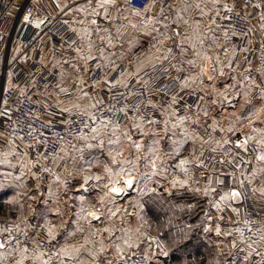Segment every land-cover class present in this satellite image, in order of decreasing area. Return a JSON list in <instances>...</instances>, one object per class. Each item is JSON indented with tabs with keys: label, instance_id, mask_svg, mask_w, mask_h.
Segmentation results:
<instances>
[{
	"label": "snow or ice",
	"instance_id": "obj_1",
	"mask_svg": "<svg viewBox=\"0 0 264 264\" xmlns=\"http://www.w3.org/2000/svg\"><path fill=\"white\" fill-rule=\"evenodd\" d=\"M211 5L209 7L208 5ZM57 8L60 12L65 15H72L73 13H81L84 19L76 21L81 25H91L95 26V31L99 33V25L97 23V17L102 16L105 21L111 23L112 17L110 16V11L116 9V20L121 18V13H130L131 16L141 18V24L133 23L129 18V15H124L123 19L128 21L127 25H117L115 29V38L110 30H105V34L100 36L102 43H106L108 49H114L120 43L121 38L124 35V29L126 27H131L132 29H137L143 33L145 37H152L155 43L151 44L149 55L138 56L133 71L121 70L119 75L115 79H109L107 74L101 80L95 81L92 87L96 85H104L108 92L111 93L112 89L119 87L124 89L121 95L125 96L127 100L126 92L130 87V81L135 78L136 84L141 85L145 90H147L150 80L143 78V74H147L150 69H155L158 66H163L165 62H170L174 59L173 48L169 46V43L175 44L180 54L183 56L187 52L191 51L193 54L192 59H188L186 62L190 69H196V74H190L186 78L180 81V91H184L191 84H195L198 81L202 84L201 79L206 73L207 68L205 67L206 62L212 63V74L208 75V81L212 82L217 79V77H223L226 75L225 68L229 70V75L231 80L240 85L241 81L237 80L235 75L232 73L237 72L240 68V64L236 63L233 66V61L236 57V51H232L230 56L227 51L224 53V61L222 62L219 56L213 57L208 54L211 51V47L206 48V41L211 40L213 44L216 43L217 37L215 31L217 29H222L224 27L223 21H230L231 16L228 13L233 11L232 7L228 4H221V0H201V2H196L194 4L185 3L183 6L174 7L169 5V8H173L176 12L174 18L169 19L165 14L163 8H161L159 16L148 17L147 13L150 12L154 7L155 3L147 5L143 10L135 8H121L118 4V0H96L95 5H93V0H86L83 4H78L75 7L70 8L68 3L61 4L59 0L56 2ZM252 7L260 10L259 19L264 21V0H258L252 4ZM196 9L199 12L200 19L192 20L190 16L185 14L190 11V9ZM68 10V11H66ZM224 13V15L221 14ZM91 17V19H88ZM161 17L163 19H161ZM205 17H211V19L204 23ZM25 23L32 25L37 30H42V26L46 23L45 19H33L32 13L29 11L23 16ZM68 23V21H64ZM159 25V27H158ZM161 27L164 31H161ZM73 33L79 36L82 42H86L84 47L76 48L77 57L83 61V66L88 67L90 61L96 60L97 55L94 52V42L91 39L93 35V30L89 27H82L77 29L75 27L71 28ZM245 33H237L235 30L231 31V36L244 35ZM223 37L225 40L229 39V31H223ZM135 43V40L132 41ZM250 43V41H249ZM122 46V45H121ZM247 48L241 49V51H247ZM99 52V59L101 63L96 64L97 68L101 67H111L113 72H116L120 66L113 59L115 52L108 53L104 47L97 49ZM43 64V58L41 59ZM60 62H57L59 64ZM68 63V61H65ZM218 66V67H217ZM56 67V65H54ZM177 73L183 71L180 65H173ZM79 71V69H77ZM168 71V69H165ZM245 72L251 73V67L244 69ZM60 82L56 85L57 91V108L61 114L67 113L69 118L62 120L61 122L66 128H71L74 121L71 119L73 114V109L78 110V114L87 117L89 123L83 125V127L88 128L91 135H85L83 132L80 133L79 139L84 142L83 147H75L74 151L83 154L85 148L93 149L98 148L103 152L107 144L108 147V157L110 158V163H105L99 159L94 158L93 160L85 161L84 165L80 168L69 170L64 169L65 175L62 176L53 171L52 168L46 167L40 164L42 172L49 174L53 177L52 182L48 185L47 196L48 200L41 201L42 207L33 209L36 212L37 217L43 221L42 230L46 233L48 248H45L39 241H33L32 246L29 247L28 244V231L27 222L25 219L21 218L20 222L13 223L10 226H0V264H6L7 261H11V264H199L198 260L194 259V253L192 249L196 246L195 235L197 231H202L203 233H210L215 231L216 236L221 235H232V232L222 233L219 224L212 225V217L205 213L204 218L200 223H187L183 226L175 225V231L169 232L167 236L160 231L159 236H151L147 232L142 231L140 227L136 228H120L116 229L111 225H105L104 222V211L103 209H98L95 206L90 208H85V196L83 193L88 192V185L92 182L95 183L96 187H103L108 191L104 193V196L100 198L101 203H104L109 197L117 199L127 195L128 191L135 190L137 192V203L136 207L140 210L141 215L139 219L144 220V215L151 208L147 207V201L141 203L143 197H151L154 199H162L163 193L159 192L156 187H150L151 183H154L153 177L165 176L167 178V167L166 160L163 156H176L181 157V149L189 141L193 144L199 142L201 145V151L196 154L195 151L191 154V158H179L178 163L175 165L176 168L180 170L183 176L172 175L169 180V186L165 187L160 185V188H164L167 196L171 197L176 193L182 194H192L194 196H203L208 198L211 206L215 207L217 212H222L224 207H231L232 212L236 213L237 216L240 215V210L238 207H232L233 202L236 204H242L245 199L244 193L241 189L244 188L245 182L248 185H252L251 192L259 193L261 197H264V184L257 187L255 186V179L257 175L264 178V86L257 84L251 76H243L244 86L237 91L233 85L225 86L223 91L215 89L217 99L212 101V103H218L221 107L228 106L233 109L229 112L226 117L228 124L226 127H220V120L218 117L213 118V122L210 125L212 132L217 131L221 133L235 134L242 133L241 138L232 141L228 136L223 137L221 140H215L213 136H210L207 140L203 137L196 135L195 131L190 130L189 121L191 124H198L197 119H193L190 116H177L175 112L174 105L177 104L176 96L173 95L170 100V104L167 109H165V116L163 120L157 117H144L140 115L139 117H130L132 124L130 128H122L119 123H114L112 119H100L96 115V110L100 104L103 103V98L93 99L87 91L82 87H77V92L82 93L83 96L78 95V99L87 98V104L73 103L71 105H63V102L59 100L60 92H67L69 89L63 86L64 76L63 72L60 74ZM78 85H84L85 81L82 76L77 78ZM77 83V81H74ZM8 86L11 89L12 85V74H8ZM33 86L34 83H33ZM134 87V85H133ZM259 88V104H254L253 90ZM23 94V93H22ZM135 95V93H133ZM110 98V97H109ZM199 99L203 100L204 97L201 96ZM5 109L7 108V100L3 101ZM152 108H156L157 105L149 102ZM239 105L240 109H244L245 106L248 107L247 112L241 113L236 111V106ZM47 107V105L45 106ZM112 108H116L115 105ZM112 108L106 109L107 111H112ZM198 112L203 113L205 118L208 117L209 112L207 108L200 109L197 105ZM134 111L139 112V108ZM124 113L125 116L128 114L127 106L116 108L115 115ZM0 114H7L0 113ZM49 115H53L49 113ZM176 117L173 121L171 117ZM37 119L39 117L37 116ZM163 125L161 131L152 130L149 133L146 130L148 125L155 126L157 124ZM49 127H54L55 125L48 122ZM31 127V126H30ZM248 129L245 133L244 129ZM132 129L139 132L141 137L148 136L151 134L154 139L151 144L145 150V144L143 139H135L132 134ZM179 130V133L178 131ZM22 131L18 127L13 128L9 139V147L6 151H0V165H5L9 169H14L16 164L13 163V158H16L20 165L21 174L19 176L14 175L12 172H4L3 180L0 182V189H7L11 187H20L21 185L15 183L16 181H21L25 174L33 176L38 182L41 180V176L32 172V168L42 160L46 159L40 153H37L35 161L29 158L28 149L33 148L34 145L26 143L24 136L15 135V133ZM38 129H33L29 132L30 136L36 140L37 145L44 146L43 151H47L46 140L39 139L34 136ZM43 136V132H40ZM68 136H72V132L68 131ZM179 137V138H178ZM162 138H169L172 147L170 152H164L161 147ZM19 140L23 145L25 151L20 152L18 150L19 145L16 141ZM96 141V143H92ZM60 143L62 147L60 148V153L63 156L69 155L68 141L63 137L60 138ZM215 143V147H211L210 151L215 153L217 151H222L225 146H230V151L239 149L240 152L244 154L255 153L254 159L256 161V166L252 169L250 173L244 170L243 166L245 164H252L251 159H245L240 153L236 155L240 156L239 165L234 164V157L228 159L227 163L233 165L234 168L238 167L240 169L239 177L235 170L231 172L222 173L223 176L230 178L231 182L237 187H231L228 191H223L219 195L218 199L214 197L213 194L217 192V187L213 185L212 178H209L207 184L201 188L198 182H193V172L192 167L204 168L205 164L202 159L204 155L203 147L204 145H212ZM129 149L134 150L136 153L133 159L130 156L125 155ZM143 153V155H141ZM63 156H54L53 162L58 167L56 162L63 159ZM214 158V157H213ZM144 160L145 168L147 171L142 174L139 171L140 161ZM222 164L223 160L220 161ZM112 165L118 166L117 168L112 167ZM94 168L102 169V174L100 172L93 173ZM27 170V172H25ZM91 173V174H90ZM79 175L81 181L79 188L76 191L81 192L77 197L80 201L81 208L74 215L76 217V230L68 232L65 235L64 242L59 243L58 236L60 230L64 228V222L61 221L59 224H54L51 219H47L49 214H53L57 217L61 216V211L59 208L60 197L59 189L63 188L65 193L68 192L70 185L68 182V177ZM138 178L145 179L143 184V189H141L138 184ZM103 182V183H102ZM225 183L224 179L216 178L217 185H223ZM55 185V189L53 188ZM39 183H37V190H39ZM4 196H8L7 191L3 192ZM30 200H37V196L33 195L29 197ZM49 201L54 202L49 204ZM17 200L13 197L8 201L9 204L16 203ZM31 208V205H29ZM196 207L195 204L187 203L170 205V208L174 210H179L181 212L187 210H193ZM119 208L113 207L110 212V217H118ZM90 218V219H89ZM218 219H223L222 216ZM87 221L89 225V231L84 236L82 242L69 243L68 237H73L77 232H83L80 227V221ZM93 221L98 224L105 225L103 227H95ZM21 223L25 224V227H21ZM173 225V217L169 216L166 224L164 226ZM119 231L120 235L116 236V240H113L116 232ZM159 231V230H158ZM238 234V239H234L231 243V248L235 249L237 243L244 245L243 252V264H251V258L253 256L259 257L255 264H264V226L253 228L252 222L247 219L243 220V228L235 229ZM250 235H246L245 233ZM107 233V237H105ZM23 236L22 240L20 237ZM164 237V238H161ZM107 241V242H106ZM116 241H119L118 243ZM147 242L146 247L141 249V244ZM58 245V246H57ZM225 255L223 252L217 253V258L211 261L210 264H221L220 257ZM136 257L140 259L137 260Z\"/></svg>",
	"mask_w": 264,
	"mask_h": 264
},
{
	"label": "built area",
	"instance_id": "obj_2",
	"mask_svg": "<svg viewBox=\"0 0 264 264\" xmlns=\"http://www.w3.org/2000/svg\"><path fill=\"white\" fill-rule=\"evenodd\" d=\"M148 1L127 0L131 8L141 10L146 7ZM255 2H258V0H221V4H228L229 7L233 8V11L228 13L231 16V20L223 21L224 27L215 31V35L223 37V31L228 30L230 38L225 40L226 47L229 51L235 50L237 55H242L240 88L244 86L243 76L250 75L260 85L264 77V21L259 19L260 10L252 7ZM13 9H17L14 17L11 16ZM29 11L32 13L33 19L46 18V23L42 26V30H37L32 25L24 22L23 16ZM112 12L111 10L110 15ZM221 14L224 15L223 12ZM64 21H68V23L66 24ZM22 26H24L25 31H21ZM71 28L67 15L60 12V10L51 12L43 0H0V113H2V106L4 107L3 113H7L0 114V127L4 131L5 140L8 142L11 135H13V128L22 129L15 135L24 136L26 143L34 145L33 148L28 149L33 161H35L37 153L46 157L35 167L37 174L41 176L39 182L42 188H45L50 175L42 172L40 164L53 169V157L57 155L62 147L60 138L63 137L68 141V149H73L80 140V133L83 132L86 135L90 132L88 128L83 127V125L89 123L87 117L79 115L78 110L74 109L71 116L74 123L71 128H66L61 121L68 119V114H61L53 99L42 95L43 91L52 89L57 79V74L49 72L40 63L41 48L52 47L55 55L62 61L71 58L75 54L74 46L78 38ZM232 30L245 34L231 36ZM243 48L248 50L246 52L241 51ZM173 55L175 58L170 62H165L163 66L150 69L147 74H143L144 79L151 81L147 90L136 84L135 78L130 81V87L126 92L127 100L124 95L120 94L125 91L124 89L115 87L111 93L107 90L103 103L96 110V115L100 119L110 118L114 123H119L122 128L128 126L132 121L130 117L134 116L143 115L144 117H157L163 120L165 109L169 106L171 97L175 95L177 99V104L174 106L176 115L180 117L189 115L202 121L203 124L199 126L198 130L202 133L205 140L210 136H213L215 140H221L227 136L219 131L213 133L210 127L215 113H223L229 108L228 106L221 107L218 103L214 104L216 108L210 106V103L217 99L216 92L213 91V87L217 89V84L213 83L214 81H207L208 89L205 90L203 80L202 84L199 82L197 91L186 89L180 91V81L184 76V71L179 73L175 71L173 65L178 60L177 50H173ZM249 66L252 69L251 73L244 71ZM205 67L207 68V73L204 76L208 77V75L212 74V64L205 65ZM165 69H168V71H165ZM9 73L12 74L13 87L11 89L8 86ZM117 76L115 75L111 79H115ZM33 83L35 86H33ZM66 95H70V93H61L63 97ZM211 95L212 98L210 99ZM201 96L204 97L203 100L199 99ZM5 99L7 100L6 109L3 104ZM252 100L255 104H259V88L253 90ZM149 102L157 105V107L152 108ZM46 105L47 107H45ZM113 105L116 108L126 105L128 108L127 116L124 113L115 115L116 108H112ZM197 105H199L200 109H208L209 115L207 118L203 116L202 111L198 112ZM109 108H112V111L106 110ZM137 108H139V112L134 111ZM49 113L53 115H49ZM37 116L39 119H37ZM49 121L55 126L49 127ZM153 127L161 129L163 125L161 123ZM33 129L39 130L34 133L35 137L46 140V152L43 151L44 146L37 145L33 136L29 135V132ZM68 131L72 132V136L67 135ZM40 132H43V136L40 135ZM211 147H215V143L212 145L206 144L203 147L204 155L202 159L205 167H194V170L209 178L218 177L224 179L225 183L223 185L215 184L220 191H228L231 187L238 186L234 185L230 178L222 175V173L235 170L239 177L240 169L238 167L234 168L233 165L227 163L228 159L234 157V164L239 165L240 156L236 155V153H240L245 159L252 160V164L243 166L248 173L256 166L255 153L244 154L239 149L230 151V146H225L222 151L213 153L210 151ZM221 160L224 161L223 164L220 162ZM250 189L251 185L245 182L244 188L241 189L245 199L242 204L237 206L240 210L239 216L232 212L230 207H224L220 214L212 217V222L218 220L222 224L221 228L223 231L233 233L230 235L233 240L238 239L235 229L243 228L244 219L252 222L254 229L264 226V197L261 199L255 196ZM220 216L223 219H218ZM27 231L29 247L32 246L33 241H39L45 248L49 247L46 235L40 230L27 227ZM245 234L250 235L247 232ZM20 238L24 239L23 236ZM58 241L60 243L59 239ZM243 248L244 245L237 243L235 252L231 255H244ZM251 259L257 261L259 257L253 256ZM6 264H11V261H7Z\"/></svg>",
	"mask_w": 264,
	"mask_h": 264
},
{
	"label": "crops",
	"instance_id": "obj_3",
	"mask_svg": "<svg viewBox=\"0 0 264 264\" xmlns=\"http://www.w3.org/2000/svg\"><path fill=\"white\" fill-rule=\"evenodd\" d=\"M43 1L46 2L47 6L51 12L59 10L56 6L57 0H43ZM59 2L61 4L68 3L69 7L72 8L78 4L85 3L86 0H59ZM153 2L155 3V7L150 12L147 13L148 17H153V16L158 17L161 8H163L165 11V14L169 17V19H171V18L175 17L176 12L173 8H169L168 7L169 5H173L174 7H180V6H183L185 3L191 5V4H194L196 2H201V0H170V1L169 0H149L147 5H149ZM95 3H96V0H93V5H95ZM118 4L121 8H131L128 5L127 0H118ZM208 6L211 7L210 3ZM16 10L17 9H13L11 16L14 17L16 15V12H17ZM66 11H68V10H66ZM112 11L113 12L110 15L112 17L111 23H109L108 21H105L102 16L96 18L97 23L99 25V33L98 34L95 31V26H91L88 24L81 25V24L76 22V21H79L81 19H84L83 14L73 13L72 15H67V17L69 19V23H70L72 28L75 27L77 29H80L82 27H89L91 30H93V35H92L91 39L94 42V52L97 55V59L90 61L87 68H85L83 66V61H81L77 57V54L75 51L76 48L84 47V45L86 44V42H82L79 39V36L77 34L76 35L78 38H77V41H76L75 46H74L75 54L71 58L65 60V61H68V63H65V61H62L59 57H57L55 55L52 47H42L41 48L40 55H39L40 63H41V59L43 58V64L41 63L43 65V67L46 70H48L49 72H55L57 74V79H56L52 89L49 91H47V90L43 91L42 95H45V96L52 98L53 101L55 102L56 107H57V91H58L56 85L60 82L61 72H63V76H64L63 86L65 88L69 89V91H67V92L70 93V95H66L64 97L61 96V93H63V92L59 93V100L63 102V105H61V106L71 105V104L77 103V102L81 103V104H87L89 102L87 98L78 99V95L80 97L83 96L82 93L78 94V92H77L78 86L82 87L85 91H87L89 93V95L94 100L100 99V98H103V100H104V98L106 97L108 89L102 84L96 85L95 87H92V85H94L95 81H98V80H101L102 78H104L105 74H107L108 78L111 79L115 75H119V71H121V70L133 71L135 61H136L138 56L151 54L149 52V49L151 47V44L155 43V40H153L152 37H145L142 32H140L137 29H132L131 27H126L124 29V35L121 38L120 43L117 45L116 48L108 49L106 47V43L101 42L99 37L103 36L105 34L106 29L110 30L113 34V37L115 38V29H116L117 25H127L128 24V21L123 19L124 15H129V18L132 20V22L137 23L138 25L141 24V22H142L141 18L131 16L130 13H121V18L119 20H116L115 19L116 14H117L116 9H112ZM185 15L190 16L192 18V20H199L200 19L199 12L194 8L190 9V11L188 13H186ZM88 19H91V17H89ZM161 19H163V18L161 17ZM210 19H211V17H205L204 23L207 24V22ZM158 27H159V25H158ZM21 31H25L24 26L21 27ZM161 31H164V29L162 27H161ZM216 37H217V41L215 44H213L211 42V40L206 41V48L208 46H210L212 50L209 51L208 54L213 56V57L219 56L221 61L223 62L225 59V57H224L225 51H227L230 56L232 55V51H229V49L226 47L224 37H219L217 35H216ZM133 40H135L134 44L132 43ZM169 46H171L173 48V50H177V52H178V60L175 62L174 65H180L183 68L184 76L181 80H183L184 78H186L190 74H192V75L196 74L197 70L196 69H190L187 62H186L188 59L194 58L192 52L189 51L185 55L182 56L179 52L178 47L175 44L169 43ZM101 47H104L106 52H108V53L115 52V56L113 57V59L120 66V68L116 72H113L111 70V67H101V68L96 67V64L101 63V61L99 59V52L96 50L101 48ZM14 53H16V52H14ZM241 58H242V55L236 54L235 60L233 61V66H235L236 63H239L240 67H241ZM57 62H60V63L57 64ZM208 64H212V63L211 62L205 63L206 66H208ZM54 65H56V67H54ZM77 69H79V71H77ZM225 73H226L225 76L217 77V79L213 82V83L217 84V89H219L220 91H223L225 86L233 85V87L238 91L240 89V85L235 84L231 80L230 75H229V70L227 68H225ZM231 75H235L237 80L241 81L240 68L237 70V72L232 73ZM80 76H82L84 81H85L84 85H78L77 78ZM201 79L204 80V86L203 87L205 90H207L208 89L207 77L203 76ZM74 81H77V83H74ZM198 85H199V81L195 84H191L189 87L186 88V90L197 91ZM261 86H264V77H263V80L261 81ZM211 98H212V95L210 96V99ZM210 106L216 108V105H214V103H212V102L210 103ZM1 108H2L1 112L3 113L4 107L2 106ZM74 110H77V109H74ZM231 110H233V109L227 108L223 113L216 112L213 118L218 117L221 120H224V117L226 116V114ZM171 119L174 121L176 119V117L175 116L171 117ZM151 127L153 129H156L153 126H151ZM157 130H162V128L157 129ZM226 135H228V134L226 133ZM239 138H241V137H235V138L230 137V139L232 141H235ZM16 143H17V145H19L18 150L20 152L25 151L23 145L21 144V142L19 140H17ZM83 146H84V142H82L80 140L75 145V147H83ZM8 147H9V142L5 140L4 131L0 127V151H6L8 149ZM68 150H69V155H67V156H63V153H60V151L57 153V155L63 156V159L58 160L56 162V164H58V167L53 162V171L62 175V176L65 175V173H64L65 168L72 170L71 167L75 163L74 160L77 157V156H75V154L78 153V152L74 151L73 149H68ZM28 155H29V152H28ZM29 158L31 159L30 155H29ZM13 163L16 164V167L14 169H9L5 165H0V182H4L3 175H2L4 172H12L16 176H19L21 174L20 165L17 162L16 158H13ZM31 171L35 172L37 174L35 168H32ZM25 172H27V170H25ZM216 178H218V177L213 178L214 186L216 184ZM52 179H53V177L49 176V179H48L47 183L45 184L46 185L45 188H42L40 182H38L33 176H31L29 174H25L21 181L15 182V183L20 184L21 185L20 187H11V188H7V189H0V226H10L13 223H18V222H20L21 218H23L25 220L26 219H33L35 217V214H36V212L33 211V209H37L40 206L42 207L43 205L41 204V201L48 200L47 189H48V185L52 182ZM80 181H81V178L78 177L77 175L72 176V177H68V182L70 185L68 192L65 193V190L63 188L59 189V197H60L59 208L61 211V215H70L72 220H75L74 214L79 211V209L76 208L74 201H76L77 197L81 194V192L76 191V189L79 188ZM37 183H39V185H40L39 190H37ZM262 184H264V178L257 175V177L255 179V186L259 187ZM87 187H88V192L83 193V195L85 196V200L89 197V195L91 196V193L93 191L95 192V194L105 192V188L96 187L94 182L90 183ZM251 187H252V185H251ZM53 188L55 189V185H53ZM5 191H7L9 193L8 196L3 195V192H5ZM221 192H223V191H221ZM33 195H36L38 199L37 200H30L29 197L33 196ZM254 195L263 199V197H261L259 195V193H254ZM13 197L16 198L17 202L13 203V204H9L8 201L11 200ZM23 204L26 205V208L24 210H20V207ZM49 204H53V206H54L53 201H49ZM29 205H31V208L29 207ZM232 206L237 207L238 204L236 205V203L233 202ZM86 207L90 208V207H92V204L87 203ZM98 209H100V208H98ZM217 223L219 224V226L221 228L222 224L218 220L215 222H212V225L214 226ZM21 227H25V224L21 223ZM28 227H33V228L39 229V227L31 226V225H29ZM221 231H222V233H228L227 231H223L222 228H221ZM221 236L226 237L227 239L230 238V235H221ZM58 239L60 240V243H61V241L63 240V237L61 236ZM242 256H244V255H242ZM235 257H241V255L235 256Z\"/></svg>",
	"mask_w": 264,
	"mask_h": 264
},
{
	"label": "rangeland",
	"instance_id": "obj_4",
	"mask_svg": "<svg viewBox=\"0 0 264 264\" xmlns=\"http://www.w3.org/2000/svg\"><path fill=\"white\" fill-rule=\"evenodd\" d=\"M248 107L250 106H245L244 109H240V106L238 105L235 110L241 113H245L247 112ZM229 112L224 117V120H221L219 118L220 127L227 126L228 121L226 117L229 115ZM198 121L199 123L194 124V125L191 124L190 121L188 122L190 126V130L195 131L196 135L204 138L202 133L198 130L199 126L202 125L203 122L200 120ZM131 124L132 122H130L129 125L126 126L125 128H130ZM146 130H148L149 133H151L152 130L161 131V130L153 129L151 125H148ZM177 131L179 133V130ZM247 131L248 129L245 128L244 132L246 133ZM132 134L135 139L144 140L145 150H147L148 146L151 144V141L154 139V137H152L151 134H149L148 136L141 137L139 132H137L135 129H132ZM86 135L90 136L91 133L89 132ZM227 136L229 138L230 137H233V138L241 137L242 133L228 134ZM92 143L95 144L96 141H92ZM161 147L164 150V152H170L173 146L171 145L169 138H162ZM201 150L202 149H201V145L199 142L193 144L191 141H189L181 149V157H176V156H171V157L163 156L162 157L163 159L166 160L167 178H165V176L153 177L154 183H151L149 186L156 187L159 192L163 193V198L154 199V198L147 197V196L143 197V199L141 200V203H144L145 201H147L148 203L146 206L152 209V211H149L146 214H143L144 220L139 219V216L141 215V213H140V210L136 207L138 196L135 190L128 191L127 195L117 198V199H113L112 197H109L106 201H104V203H101L100 198L104 196V193L107 192L108 190L105 189V192L98 193V194H95V192L93 191L91 193V196L89 195V197L85 200L84 207L87 208L86 207L87 203H90L92 204V206H95L96 208L103 209L105 213L104 215L105 225H111L115 227L116 229H120V228L127 229L129 227L136 228V227H140L141 225H143L141 230L147 232L151 236H159L160 231H162L165 234V236H167L169 232H174L176 230L174 227L175 225L183 226L187 223L198 224L204 218L205 213L204 214H200V213H203L202 211L205 209L208 215H210L211 217H214L216 214H220L221 212H217V210L214 209L215 207L213 208V206H211L208 198H205L203 196H194L190 193L188 194L176 193L173 196L169 197L167 196V193L164 191V188H160V185H164L165 187L169 186V180L172 178L173 174L179 175L181 177L183 176L180 170L175 167V165L178 163L179 158H184V157L191 158V154L194 151L196 154H199ZM125 155L130 156L134 159L136 153L134 152V150L129 149V151L126 152ZM141 155H143V153H141ZM75 156L77 157L74 160L75 163L72 165L71 169H74V168L78 169L84 165L85 161L93 160L94 158L99 159L105 163H110V158L108 157L107 144L103 152H101V150L98 148H93V149L85 148V151L83 152L82 155L81 153L78 152L75 154ZM145 163L146 161L144 160L140 161L139 171L141 174L147 171V169L144 166ZM112 167L117 168L118 166L112 165ZM92 172L93 173L100 172L102 174V169L94 168ZM192 172H193L194 184L195 182H198V185L196 186L203 188L207 184L209 177H206L204 175L197 173L194 170V167H192ZM77 176L80 177L79 175ZM211 178L213 181V178L215 177H211ZM144 183H145V179L138 178V184L140 185L141 189H143ZM213 185H214V182H213ZM221 194L222 192L217 189V192L213 195L215 198L218 199L219 195ZM187 203L195 204L196 207L193 210L189 211L186 209L183 212L170 208V205H176V204L186 205ZM74 204L76 205V208L80 210L81 204L78 199L74 201ZM114 206L120 209V211L118 212V217H122V219L109 216V212ZM25 208H26V205L23 204L21 205L20 210H24ZM169 216L173 217V225L164 226ZM47 219H51L54 224H59L61 221L64 222V228L60 230V234L58 236V238H60L61 236L63 237V240L61 241V243L64 242V238H65L64 236L66 235V233L76 230V223H75L76 217H75V220H72L70 215H61L57 217L55 215L49 214L47 216ZM26 222H27V226L31 225V226L39 227L38 230H40L42 233L46 235L45 231L42 230L43 221L40 220L36 214L33 219H26ZM92 223L95 227L105 226V225L98 224L95 221H93ZM80 227L83 229V232L82 233L77 232L75 236L68 237L69 243L82 242L84 239V236L90 230L87 221H83V220L80 221ZM104 235L105 237H107V233H105ZM119 235H120V232L117 231L115 236H113V240L115 241L116 236H119ZM198 237L204 238L205 241L208 242L207 247L210 250L208 252V261L206 264H210L211 261H214L217 258L218 252L225 253V255L219 258L221 261V264H243L242 255L241 257H232L231 255L232 253L234 254L235 252L234 251L235 249L231 248V243L233 239L231 238L227 239L226 237H223V236L218 237L215 235L214 231L210 233H203L202 231H200L199 233L196 234V238ZM161 238H164V237H161ZM116 242L118 243L119 241H116ZM146 245H147V242L145 241V243L141 244V249L146 247ZM136 259L139 260L140 258L136 257ZM251 264H255V261L251 260Z\"/></svg>",
	"mask_w": 264,
	"mask_h": 264
},
{
	"label": "trees",
	"instance_id": "obj_5",
	"mask_svg": "<svg viewBox=\"0 0 264 264\" xmlns=\"http://www.w3.org/2000/svg\"><path fill=\"white\" fill-rule=\"evenodd\" d=\"M202 212L203 213H200V214L206 213V209L203 210ZM35 229H38V228H35ZM199 232L200 231L198 230L197 233H199ZM195 240L197 243H196V246L192 249V251L194 253L193 258L198 260L199 264H206L208 261V252L210 250L207 247L208 242L205 241L204 238H201V237L196 238V235H195ZM232 257H235V256H232ZM251 260H253V259H251Z\"/></svg>",
	"mask_w": 264,
	"mask_h": 264
}]
</instances>
